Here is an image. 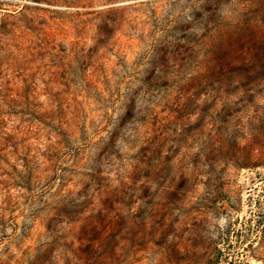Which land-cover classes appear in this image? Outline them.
<instances>
[{
    "label": "rangeland",
    "instance_id": "1",
    "mask_svg": "<svg viewBox=\"0 0 264 264\" xmlns=\"http://www.w3.org/2000/svg\"><path fill=\"white\" fill-rule=\"evenodd\" d=\"M0 264H264V0H0Z\"/></svg>",
    "mask_w": 264,
    "mask_h": 264
}]
</instances>
